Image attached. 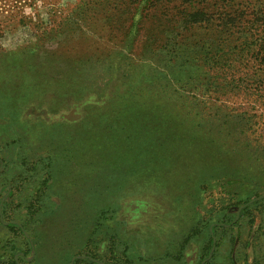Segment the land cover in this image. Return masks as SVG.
<instances>
[{
	"label": "rangeland",
	"instance_id": "obj_1",
	"mask_svg": "<svg viewBox=\"0 0 264 264\" xmlns=\"http://www.w3.org/2000/svg\"><path fill=\"white\" fill-rule=\"evenodd\" d=\"M94 6L0 0V264H264V66L165 88Z\"/></svg>",
	"mask_w": 264,
	"mask_h": 264
},
{
	"label": "trees",
	"instance_id": "obj_2",
	"mask_svg": "<svg viewBox=\"0 0 264 264\" xmlns=\"http://www.w3.org/2000/svg\"><path fill=\"white\" fill-rule=\"evenodd\" d=\"M94 2L97 11L105 4L112 12L125 5L116 23L121 28L124 16L132 21L123 41L138 51L135 60L142 64L136 67L163 77L165 88L192 83L197 89L209 78L211 90L227 82V69L232 68L237 73L229 83L235 88L244 85L241 91L248 94L249 86L238 76L240 68L251 61L264 66V0Z\"/></svg>",
	"mask_w": 264,
	"mask_h": 264
}]
</instances>
